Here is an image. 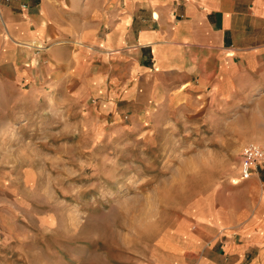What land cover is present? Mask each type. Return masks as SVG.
I'll use <instances>...</instances> for the list:
<instances>
[{
    "label": "rangeland",
    "instance_id": "374dc122",
    "mask_svg": "<svg viewBox=\"0 0 264 264\" xmlns=\"http://www.w3.org/2000/svg\"><path fill=\"white\" fill-rule=\"evenodd\" d=\"M42 82L0 97V264H147L181 218L214 211L258 137L240 110L145 111Z\"/></svg>",
    "mask_w": 264,
    "mask_h": 264
},
{
    "label": "crops",
    "instance_id": "0c3cea01",
    "mask_svg": "<svg viewBox=\"0 0 264 264\" xmlns=\"http://www.w3.org/2000/svg\"><path fill=\"white\" fill-rule=\"evenodd\" d=\"M39 80L51 94L60 83L145 111L240 110V126L258 128L240 144L264 149V0H0V97L47 93ZM229 182L214 211L181 218L147 264H264V163Z\"/></svg>",
    "mask_w": 264,
    "mask_h": 264
},
{
    "label": "built area",
    "instance_id": "2783aa9c",
    "mask_svg": "<svg viewBox=\"0 0 264 264\" xmlns=\"http://www.w3.org/2000/svg\"><path fill=\"white\" fill-rule=\"evenodd\" d=\"M1 1L6 2L8 0ZM238 157V179L246 180L253 169L264 163V149L253 143H247L241 147Z\"/></svg>",
    "mask_w": 264,
    "mask_h": 264
}]
</instances>
